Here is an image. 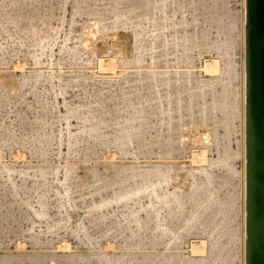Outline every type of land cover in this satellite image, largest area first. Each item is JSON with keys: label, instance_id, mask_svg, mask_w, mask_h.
<instances>
[{"label": "rangeland", "instance_id": "obj_1", "mask_svg": "<svg viewBox=\"0 0 264 264\" xmlns=\"http://www.w3.org/2000/svg\"><path fill=\"white\" fill-rule=\"evenodd\" d=\"M243 159L244 0H0V264H244Z\"/></svg>", "mask_w": 264, "mask_h": 264}, {"label": "water", "instance_id": "obj_2", "mask_svg": "<svg viewBox=\"0 0 264 264\" xmlns=\"http://www.w3.org/2000/svg\"><path fill=\"white\" fill-rule=\"evenodd\" d=\"M245 264H264V0H245Z\"/></svg>", "mask_w": 264, "mask_h": 264}, {"label": "bare ground", "instance_id": "obj_3", "mask_svg": "<svg viewBox=\"0 0 264 264\" xmlns=\"http://www.w3.org/2000/svg\"><path fill=\"white\" fill-rule=\"evenodd\" d=\"M167 2V1H166ZM159 3V2H158ZM161 5V4H160ZM163 5V4H162ZM20 6V5H19ZM94 6V5H93ZM17 9V8H16ZM123 9V8H122ZM160 9V8H159ZM162 9V8H161ZM161 9H160V12H161ZM111 10V9H110ZM116 10V9H115ZM103 11V10H102ZM127 14V13H126ZM64 16V15H63ZM152 16H153V14H152ZM126 18V17H125ZM158 18V17H157ZM163 21V20H162ZM161 21V22H162ZM110 22V21H109ZM160 22V21H159ZM94 24V23H93ZM156 26V25H155ZM172 31V30H171ZM48 35V34H47ZM68 36V35H67ZM196 37V36H195ZM157 41V40H156ZM177 45V44H176ZM154 54V53H153ZM183 55V54H182ZM50 60V59H49ZM185 71V70H184ZM180 72V71H179ZM176 74V73H175ZM176 76V75H175ZM141 78V77H140ZM153 78V77H152ZM233 78V76L231 77V79ZM176 79V78H175ZM234 79V78H233ZM33 80V79H32ZM144 80V79H143ZM141 85V84H140ZM152 85H154V84H152ZM183 85V84H182ZM204 85V84H203ZM151 86V85H150ZM189 86V85H188ZM198 86V85H197ZM129 88V87H128ZM153 88V87H152ZM156 88V87H155ZM159 88V87H158ZM136 89V88H135ZM154 89V88H153ZM157 89V88H156ZM203 89V88H202ZM151 90V89H150ZM201 90V89H200ZM245 90H246V71H245V0H244V159H243V161H242V171H240V172H244V176H243V178H244V191H243V189L241 188V191H242V193H241V195L243 196V200H244V202H243V216H244V221H243V223H242V221H241V223H242V225H243V227H244V241H243V238H241V262H242V260H243V243H244V264H245V243H246V237H245V203H246V144H245V137H246V130H245V103H246V94H245ZM155 91V90H154ZM176 91V90H175ZM118 92V91H117ZM114 93V92H113ZM208 93V92H207ZM215 93V92H214ZM157 94V93H156ZM155 94V95H156ZM194 94V93H193ZM111 95V94H110ZM158 95V94H157ZM215 95V94H214ZM182 96V95H181ZM192 96V95H191ZM54 97V96H53ZM173 97V96H172ZM193 97V96H192ZM214 97V96H213ZM182 98V97H181ZM200 98V97H199ZM220 98V97H219ZM222 98V97H221ZM168 99V98H167ZM170 99V98H169ZM156 100V99H155ZM171 100V99H170ZM176 100V99H175ZM178 100H179V98H178ZM201 100V99H200ZM158 102H159V98H158V100H157ZM165 101V100H164ZM178 103V102H177ZM181 103V102H180ZM217 103V102H216ZM176 105V104H175ZM182 105V104H181ZM185 105V104H184ZM216 105V104H215ZM234 106V105H233ZM235 107V106H234ZM102 108V107H101ZM91 109V108H90ZM105 109V108H104ZM143 109V108H142ZM167 109H168V106H167ZM203 109H205V108H203ZM202 109V110H203ZM217 110V109H216ZM138 111V110H137ZM170 111V113H171V110H169ZM173 111V110H172ZM214 111V110H213ZM235 111V110H234ZM139 112V111H138ZM164 112H165V110H164ZM221 112H222V110H221ZM167 113V112H166ZM85 114V113H84ZM138 114V113H137ZM164 114V113H163ZM77 115V114H76ZM91 115V114H90ZM142 115V114H141ZM160 115V114H159ZM166 115V114H165ZM167 116V119H168V116H169V114L168 115H166ZM204 117V116H203ZM234 117V116H233ZM240 117V116H239ZM86 118V117H85ZM139 118H141V117H139ZM148 118V117H147ZM205 119H206V117H205ZM213 119H215V118H213ZM49 120V119H48ZM222 120V119H221ZM228 120V119H227ZM176 121V120H175ZM212 121V120H211ZM214 121V120H213ZM123 122V121H122ZM142 123V122H141ZM162 123V122H161ZM164 123V125H165V123H167L168 124V122H163ZM223 123V122H222ZM102 124V123H101ZM151 124V123H150ZM221 124V123H220ZM92 125V124H91ZM119 125V124H118ZM212 125V124H211ZM224 125V124H223ZM67 126V125H66ZM69 126V125H68ZM162 126V125H161ZM234 126V125H233ZM169 127V126H168ZM95 128V127H94ZM121 128V127H120ZM225 128H228V127H226L225 126ZM231 128V127H230ZM103 129V128H102ZM241 129V128H240ZM239 129V130H240ZM67 130V129H66ZM65 130V131H66ZM173 130V129H172ZM87 131V130H86ZM121 131V130H120ZM226 131H229V130H227L226 129ZM242 131V130H241ZM166 132V131H165ZM168 133V132H167ZM228 133L229 132H227V135H228ZM242 133V132H241ZM121 134H123V133H121ZM71 135V134H70ZM156 135V134H155ZM59 136V135H58ZM57 136V137H58ZM132 136V135H131ZM223 137V136H222ZM242 137V136H241ZM125 138V137H124ZM128 138V137H127ZM168 138V137H167ZM67 139V138H66ZM119 139V138H118ZM116 141V140H115ZM142 141V140H141ZM212 141V140H211ZM227 141V140H226ZM225 141V142H226ZM229 141V140H228ZM129 142V141H128ZM119 143V142H118ZM227 143V142H226ZM124 144V143H123ZM215 145V144H214ZM122 147V146H121ZM120 147V148H121ZM228 148V147H227ZM145 149V148H144ZM206 152V151H205ZM221 158V157H220ZM226 158V157H225ZM210 161V160H209ZM243 163H244V165H243ZM217 164V163H216ZM210 166V165H209ZM213 166V165H212ZM133 167V166H132ZM167 168V167H166ZM64 169V168H63ZM67 169V168H66ZM150 169H151V167H150ZM195 170V169H194ZM212 170V169H211ZM227 171V170H226ZM119 172V171H118ZM123 172V171H122ZM149 172V171H148ZM196 172V171H195ZM159 173H161V172H159ZM153 175V174H152ZM212 175V174H211ZM34 176V175H33ZM118 177V176H117ZM147 177V176H146ZM162 180V179H161ZM197 180V179H196ZM205 180V179H204ZM36 181V180H35ZM107 183V182H106ZM165 183V182H164ZM197 184V183H196ZM13 185V184H12ZM2 186V185H1ZM152 186V185H151ZM205 186V185H204ZM50 188V187H49ZM199 188V187H198ZM208 188V187H207ZM131 189V188H130ZM209 189V188H208ZM99 190V189H98ZM202 190V189H201ZM204 190V189H203ZM207 190V189H206ZM57 191V190H56ZM129 191V190H128ZM178 191V190H177ZM192 191V190H191ZM208 191V190H207ZM206 191V192H207ZM99 192V191H98ZM126 192V191H125ZM201 192V191H200ZM127 193V192H126ZM202 193V192H201ZM179 194H181V193H179ZM206 194V193H205ZM208 194V193H207ZM215 194V193H214ZM129 195V194H128ZM149 195V194H148ZM189 195V194H188ZM198 195V194H197ZM204 195V194H203ZM17 196V195H16ZM133 196V195H132ZM196 196V195H195ZM198 196H200V195H198ZM206 196V195H205ZM204 196V197H205ZM114 197V196H113ZM136 197V196H135ZM165 198V197H164ZM185 198V197H184ZM198 198V197H197ZM209 198V197H208ZM108 199V198H107ZM148 199V198H147ZM178 200H179V197L177 198ZM176 199V200H177ZM186 199V198H185ZM189 199V198H188ZM242 199V198H241ZM171 200H173V199H171ZM198 200V199H197ZM196 200V201H197ZM208 200H211V202H212V198L210 199H208ZM208 200H206V203H208L207 201ZM169 201V200H168ZM199 201V200H198ZM201 203H202V201H204L202 198H201ZM199 201V202H200ZM27 202V201H26ZM186 202H187V200H186ZM164 204V203H163ZM181 204V203H180ZM197 205V204H196ZM215 205V204H214ZM217 205V204H216ZM164 206H165V204H164ZM204 206V205H203ZM180 207V206H179ZM195 207V206H194ZM216 207V206H215ZM151 208V207H150ZM189 208V207H188ZM213 208H214V206H213ZM182 209V208H181ZM184 209V208H183ZM183 209L182 210H180V212L181 211H183ZM193 209V208H192ZM205 209V208H204ZM174 210V209H173ZM202 210H203V207H202ZM40 211V210H39ZM65 211V210H64ZM204 211V210H203ZM179 212V213H180ZM187 212V211H186ZM191 212V211H190ZM194 212V211H193ZM183 213V212H182ZM198 213V212H197ZM201 213V216H199V220H201L200 218L201 217H203V215L206 217V215L205 214H203L202 213V211L200 212ZM204 213H207L206 212V210H205V212ZM208 213H210V214H207V215H210V216H212V214H215L216 215V213L215 212H211V211H208ZM63 214V213H62ZM147 214V213H146ZM184 214V213H183ZM199 214V213H198ZM203 214V215H202ZM168 215V214H167ZM166 215V216H167ZM174 215H176V214H174ZM242 215V214H241ZM182 216V215H181ZM188 216V214L186 215V217ZM191 216H193V219H195V218H197V220H198V217H197V215H196V217L194 218V216H195V214H192ZM168 217V216H167ZM179 217V216H178ZM213 217V216H212ZM212 217H209V218H212ZM155 217H153V219H154ZM208 218V217H207ZM214 218H216L215 216H214ZM214 218H212L213 220H214ZM191 219V218H190ZM203 219H206V218H203ZM203 219L201 220V221H203ZM51 220V219H50ZM185 220V219H184ZM192 220V219H191ZM211 220V219H210ZM196 221V220H195ZM205 221V220H204ZM215 221V220H214ZM188 222V221H187ZM186 222V223H187ZM193 222V221H192ZM196 222H199V221H196ZM206 222H208V220L206 221ZM204 223V222H203ZM202 223V224H203ZM211 223V222H210ZM214 223V222H213ZM216 223V222H215ZM215 223H214V225H215ZM155 224V223H154ZM195 224V223H194ZM201 223L199 224V225H201V228L200 229H202L203 231H210V230H208L209 228L208 227H210V226H212L211 224L208 226V227H206L205 226V223H204V225H202ZM206 224H208V223H206ZM219 224V223H218ZM81 225V224H80ZM158 226V225H157ZM190 226V225H189ZM218 226V225H217ZM83 227V226H82ZM165 227V226H164ZM164 227H162V228H164ZM172 227V226H171ZM170 227V228H171ZM186 227V226H185ZM194 227V226H193ZM215 227V226H214ZM188 228V227H187ZM192 228V227H191ZM195 228V227H194ZM213 228V227H212ZM211 227H210V229H212ZM154 229V228H153ZM164 229H167L166 227L164 228ZM214 229V228H213ZM235 229H236V227H235ZM243 229V228H242ZM141 230V229H140ZM160 230V229H159ZM178 229H176V231H177ZM197 230V229H196ZM215 230V229H214ZM216 230H217V228H216ZM151 231V230H150ZM170 231H172V230H170ZM190 231V230H189ZM198 231V230H197ZM197 231H195V232H197ZM243 231V230H242ZM201 232V231H200ZM212 232V231H211ZM215 232V231H214ZM218 232H219V230H218ZM167 233V232H166ZM170 233V232H169ZM204 233V232H203ZM209 233V232H208ZM234 233V232H233ZM76 234V233H75ZM226 234V233H225ZM153 235V234H152ZM189 235V234H188ZM213 235V234H212ZM212 235H210V236H212ZM216 235V234H215ZM165 236V235H164ZM174 237H175V235H173ZM209 236V235H208ZM155 238V237H154ZM212 238V237H211ZM213 238H214V236H213ZM141 239V238H140ZM177 239V238H176ZM175 239V240H176ZM217 239H218V237H217ZM221 239V238H220ZM171 240V239H170ZM199 240V239H198ZM214 240V239H213ZM219 240V239H218ZM169 241V240H168ZM216 241V240H215ZM218 243V242H217ZM154 244V243H153ZM169 244V243H168ZM175 244V243H174ZM210 244V243H209ZM220 244V243H219ZM219 244H217V245H219ZM233 244V243H232ZM216 244H211V249H210V253L211 252H214L215 250H219V248H217L218 246H217ZM223 245V244H222ZM194 247V246H193ZM217 248V249H216ZM231 248V247H230ZM222 249H220L219 251H221ZM191 253V252H190ZM212 254V253H211ZM151 256H152V254H151ZM217 256V255H216ZM224 256V255H223ZM167 257V256H166ZM165 257V258H166ZM170 257V256H169ZM210 257V256H209ZM181 258V257H180ZM179 258V259H180ZM211 258V257H210ZM216 257H214V258H211V260H210V262L208 263V264H215V261H216V259H215ZM232 258V257H231ZM166 259H168V258H166ZM161 260V259H160ZM163 260V259H162ZM169 260V259H168ZM167 260V261H168ZM225 260V259H224ZM208 261V260H207ZM219 261H220V259H219ZM159 261L157 260V263H158ZM164 262V261H163ZM180 262V261H179ZM206 262V261H205ZM167 263V262H166ZM168 263H169V261H168ZM163 264V263H162ZM178 264V263H177ZM195 264V263H194ZM242 264V263H241Z\"/></svg>", "mask_w": 264, "mask_h": 264}]
</instances>
